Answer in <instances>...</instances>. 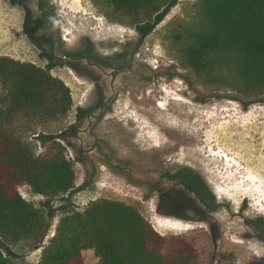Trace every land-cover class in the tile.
Segmentation results:
<instances>
[{
    "label": "rangeland",
    "instance_id": "obj_1",
    "mask_svg": "<svg viewBox=\"0 0 264 264\" xmlns=\"http://www.w3.org/2000/svg\"><path fill=\"white\" fill-rule=\"evenodd\" d=\"M198 4L169 0L138 22L108 0H50L47 13L40 0H0V26L14 36L0 53L47 69L72 95L67 114L20 118L11 131L36 155L62 145L76 174L56 196L19 186L47 227L40 242L0 240L9 264H38L60 219L100 199L193 241L194 264H264V94L208 85L183 63L174 31L197 22ZM185 169L214 197L206 220L195 218L199 184ZM83 255L99 264L94 250Z\"/></svg>",
    "mask_w": 264,
    "mask_h": 264
},
{
    "label": "trees",
    "instance_id": "obj_2",
    "mask_svg": "<svg viewBox=\"0 0 264 264\" xmlns=\"http://www.w3.org/2000/svg\"><path fill=\"white\" fill-rule=\"evenodd\" d=\"M169 0H108L131 21L150 18ZM50 0H40L46 9ZM197 22L174 31L180 56L197 78L243 96L264 94V0H199ZM50 6V5H49ZM45 13L46 10H45ZM70 87L47 69L0 57V240L40 242L46 233L43 211L26 200L19 186L56 196L75 185L73 163L64 147L36 155L11 130L18 119L52 121L71 108ZM203 200L214 199L205 181ZM184 180V179H183ZM260 222L264 224L261 218ZM94 250L99 264H194L198 250L178 235L163 236L133 206L110 199L91 202L62 217L38 264H84ZM0 264H9L0 249Z\"/></svg>",
    "mask_w": 264,
    "mask_h": 264
},
{
    "label": "flooded vegetation",
    "instance_id": "obj_3",
    "mask_svg": "<svg viewBox=\"0 0 264 264\" xmlns=\"http://www.w3.org/2000/svg\"><path fill=\"white\" fill-rule=\"evenodd\" d=\"M183 172L186 174V175H191V172L189 169H185L183 170ZM192 189V188H191ZM193 194H195L199 200H200V205L198 204L195 205L193 208H196L198 209V213H195L196 214V217L195 218H200L202 220H206L208 218L207 216V211H206V207L208 206V201H206L205 199L203 200L202 199V191H203V188L201 185H198L197 187L194 186V189L190 190ZM204 194V193H203ZM204 196V195H203ZM209 207V206H208ZM183 217H186V215H183ZM191 218H194V217H191ZM194 218V219H195Z\"/></svg>",
    "mask_w": 264,
    "mask_h": 264
},
{
    "label": "crops",
    "instance_id": "obj_4",
    "mask_svg": "<svg viewBox=\"0 0 264 264\" xmlns=\"http://www.w3.org/2000/svg\"><path fill=\"white\" fill-rule=\"evenodd\" d=\"M10 36L6 37L4 35V29L2 26H0V43L1 44H6V43H11V41L14 40V36L12 35V30L8 29ZM9 53L8 52H4L3 50H1L0 56H7Z\"/></svg>",
    "mask_w": 264,
    "mask_h": 264
},
{
    "label": "bare ground",
    "instance_id": "obj_5",
    "mask_svg": "<svg viewBox=\"0 0 264 264\" xmlns=\"http://www.w3.org/2000/svg\"><path fill=\"white\" fill-rule=\"evenodd\" d=\"M160 110H162V109H160ZM159 112V111H158ZM162 112V111H161ZM150 113V112H149ZM167 113V112H166ZM151 115V114H150ZM154 115H156V113L154 114ZM167 115V114H166ZM167 117V116H166ZM162 122V121H161ZM207 148V147H206ZM205 153V152H204Z\"/></svg>",
    "mask_w": 264,
    "mask_h": 264
}]
</instances>
